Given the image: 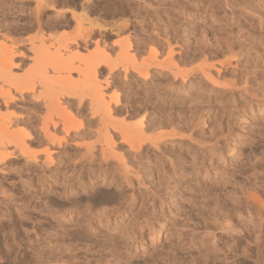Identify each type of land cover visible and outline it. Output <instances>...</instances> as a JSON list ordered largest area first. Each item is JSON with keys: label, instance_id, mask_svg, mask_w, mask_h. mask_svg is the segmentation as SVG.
Returning a JSON list of instances; mask_svg holds the SVG:
<instances>
[{"label": "rangeland", "instance_id": "rangeland-1", "mask_svg": "<svg viewBox=\"0 0 264 264\" xmlns=\"http://www.w3.org/2000/svg\"><path fill=\"white\" fill-rule=\"evenodd\" d=\"M73 1L59 0L57 9L70 18ZM111 1L117 4L107 18L93 16L112 21L111 32L103 36L95 25L87 47L82 27L70 20L59 26L55 9L44 12L43 34L51 51L107 47L113 68L103 65L100 78L110 81V94L118 91L112 122L132 129L143 118L142 146L131 151L112 131L127 170L99 149L88 154L102 124L86 100L70 102L79 131L59 129L47 142L33 131L47 111L39 99L1 106L28 120L22 126L34 133L35 157L11 147L0 161V262L264 264V218L245 199L253 191L264 198V110L257 105L264 103V0ZM33 8L34 0H0V29L11 27L15 41L39 39ZM125 40L136 63L150 69L146 79L134 69L124 76ZM169 45L177 66L164 62ZM77 53L72 62L80 61ZM203 64L215 65L221 79H205ZM232 81L238 84L230 90Z\"/></svg>", "mask_w": 264, "mask_h": 264}, {"label": "bare ground", "instance_id": "bare-ground-1", "mask_svg": "<svg viewBox=\"0 0 264 264\" xmlns=\"http://www.w3.org/2000/svg\"><path fill=\"white\" fill-rule=\"evenodd\" d=\"M58 2L59 0H34L32 16L39 28V39H36L35 36H33L34 38L28 36V38L15 41L12 38V34H10L13 30L11 27L8 26L5 30L0 29V161L7 159L12 154L11 150L13 151V149H11V147L31 153V156L35 157V153L31 151L29 146V141L33 139L34 133H31L29 128L22 126V124L28 120L23 116H16L14 113H12V115L3 113L1 106L11 109L19 106L20 100L26 99L27 97L39 99L42 107L47 111L46 115L42 117L39 122L40 126L36 125V127L38 126V130L34 129L33 131H38V136L40 135L39 137H43L47 142L50 139L54 140L58 138L59 129L64 131L66 135L72 132L71 129L75 131L79 129L81 126L80 123L82 122H77L79 119L76 118L77 115H73L70 107V102H72L73 99L74 101L77 99L78 101H76L79 103L85 100L89 101L88 110L90 114H92V116L97 115L102 124L100 125L102 127L96 131L98 138L95 142L86 144V151L88 154H94L95 149H99L104 160L109 156L116 157L117 166L127 170L128 163L126 160L128 159L125 158L124 153L117 149L118 144L116 143V137L119 133L120 138L128 145L130 150H140L142 146L140 139L146 134L144 120L143 118L140 119L138 121L139 123L136 124L135 127L133 126L132 129H130L131 126L127 128L126 124H116L115 120L113 124L112 117L114 116L113 114L117 112L116 107L119 103L118 91H113L114 93L110 94L107 89L110 81L106 80V84H104L100 78V69L102 66L110 65L109 68L112 66L109 62L110 54L107 47L103 49L98 47L100 50H91L92 52L89 50L90 56H85V58L83 57L84 53L82 54V52L80 53L79 51V53L76 52L79 58H81L80 61H78V59V63H76V61L72 62L74 59L71 58H73V55H76V53H69L71 51L69 49L71 48L70 46H64L66 51L67 49L70 50L68 52H61L59 49L51 51V48L45 43V34H43V32H45L44 27L47 25L43 24L44 12L48 9H55V15L59 18L57 20L58 25L70 20V22L73 21L74 24L82 27L79 37L87 47V44L93 39V34L97 31L96 29L94 31V28H96L94 27L95 25L99 26V30L103 36L109 35L108 33L111 32L113 25V22L109 19H102V22L99 23L98 21V23H96V20L99 18L97 17V19L95 17V20L93 16L100 15L101 17H106L109 10L117 3L111 0H75V2L73 1L75 6L73 8L75 9L70 11L71 16L68 14L70 16L69 18L63 9L60 10L61 7L57 9L59 6ZM38 35L36 33V36ZM9 40L13 41L12 47L6 46V42ZM126 41L127 40H125V42ZM125 42L121 41L120 46L121 44L124 45ZM74 44L76 47L81 46L78 40H75ZM128 44L125 46L122 45V50H120L123 54L119 53L123 57L125 56L124 61L125 58H128V62H124L125 64L122 68L124 76H127L128 72L134 69L143 79H146L150 74V69L148 66L136 63V54L134 55V53H132L133 50L130 53L131 43ZM97 45L101 44L96 43V46ZM156 49L153 50L152 48L155 54L153 55L151 50V56L153 55L151 59L157 60L158 56L156 53L158 51ZM89 52H85L86 54L84 55H88ZM174 52L175 49L169 45L167 57L164 62L171 67L174 65L177 66V62L174 60ZM80 54H82L83 58ZM122 56L120 57L123 58ZM212 66L207 64L201 65L199 67L200 73L205 79L211 82H217L222 74L218 68L214 69L215 65ZM112 68L113 67H111V71ZM20 69L24 71L22 74L18 73ZM186 76L187 75H183L182 80H185ZM237 84L236 81L229 82L228 89L233 90ZM257 105L260 110H264V103L260 106V102H257ZM113 130L118 132H116L117 136L114 134L115 132H112ZM236 145L237 144L233 142L228 148L234 151L237 147ZM50 150L51 149H46L45 151V158L49 162L52 161L53 157ZM101 192L102 190L98 189L94 195L98 196ZM245 199L248 206L259 212L264 218V198L260 193L258 191L246 193ZM0 264L13 263L0 262Z\"/></svg>", "mask_w": 264, "mask_h": 264}]
</instances>
